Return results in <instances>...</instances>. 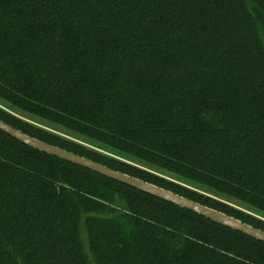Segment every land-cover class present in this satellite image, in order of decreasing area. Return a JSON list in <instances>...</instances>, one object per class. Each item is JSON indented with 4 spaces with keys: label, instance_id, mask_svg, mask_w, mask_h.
<instances>
[{
    "label": "trees",
    "instance_id": "16d2710c",
    "mask_svg": "<svg viewBox=\"0 0 264 264\" xmlns=\"http://www.w3.org/2000/svg\"><path fill=\"white\" fill-rule=\"evenodd\" d=\"M0 119L264 231V0H0ZM0 264H264V242L0 130Z\"/></svg>",
    "mask_w": 264,
    "mask_h": 264
},
{
    "label": "water",
    "instance_id": "95a60500",
    "mask_svg": "<svg viewBox=\"0 0 264 264\" xmlns=\"http://www.w3.org/2000/svg\"><path fill=\"white\" fill-rule=\"evenodd\" d=\"M0 130L15 138L16 140L24 143L27 146H30L34 149H37L41 152L56 156L60 159L66 160L73 164L82 166L86 169H89L95 173L103 175L112 180L118 181L135 189H138L142 192L153 195L157 198L163 199L169 203H172L181 208L193 211L199 215H202L216 223L239 231L245 235H248L256 240L264 242V231L258 228H255L243 221L236 219L235 217L229 216L223 212L215 210L213 208L204 206L200 203L192 201L186 197L175 194L171 191H168L164 188H161L152 183L146 182L139 178L133 177L131 175L119 172L117 170L111 169L103 164L97 163L85 157L76 155L72 152H69L65 149L57 147L55 145L49 144L42 140H39L35 137H32L15 127L9 125L0 119Z\"/></svg>",
    "mask_w": 264,
    "mask_h": 264
},
{
    "label": "rangeland",
    "instance_id": "374dc122",
    "mask_svg": "<svg viewBox=\"0 0 264 264\" xmlns=\"http://www.w3.org/2000/svg\"><path fill=\"white\" fill-rule=\"evenodd\" d=\"M151 169H153V170H155V172H157L159 175H162L163 177H166V178H168V179H172V180H175V181H180V179H178V178H176L175 176H173L172 174H170V173H167V172H165V171H160V170H156V169H154V168H151ZM182 182V181H181ZM191 187H196L195 185H193V184H189ZM198 189H201V190H205V191H208L207 193H209V195H211V197L213 196V197H216L217 198V194H215L214 192H211V191H209V190H206L204 187H197ZM220 198V197H219ZM225 200H226V202H228V203H230V205H232V206H235V207H244L242 204H240V202H237V201H235V200H231V199H226V198H224ZM246 210H248V211H250L251 213H253V214H259V212H257V211H255V210H251V209H248V208H245ZM263 217H264V215H263Z\"/></svg>",
    "mask_w": 264,
    "mask_h": 264
}]
</instances>
